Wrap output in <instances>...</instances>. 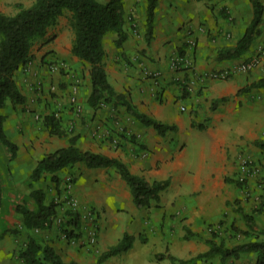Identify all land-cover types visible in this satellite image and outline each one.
Returning a JSON list of instances; mask_svg holds the SVG:
<instances>
[{"label": "crops", "instance_id": "crops-1", "mask_svg": "<svg viewBox=\"0 0 264 264\" xmlns=\"http://www.w3.org/2000/svg\"><path fill=\"white\" fill-rule=\"evenodd\" d=\"M124 1L126 41L118 48L116 32L104 36L108 78L117 91L127 93L139 111L164 124L175 125L176 129L162 135L121 107L114 111L109 107H91L89 72L85 63L71 52L73 34L67 38L62 30L53 42L34 50L35 63L30 70L27 67L16 72L18 84L25 91L26 106L8 101L2 109L6 115L5 130L19 146L17 156L10 160L8 150L0 142L2 177L4 169L8 175L11 173L8 179L13 181L12 186H17L18 168L28 167L30 178L44 154L68 146L70 137L75 136L81 149L118 158L132 173L149 181L170 180L158 202L140 207L129 183L114 166L75 164L73 192L82 206H92L98 212L101 252L115 245L124 233L133 236L128 250L101 264H179L167 257L169 254L184 260L196 257L191 264H241L246 258L248 264H256L253 252L228 258L218 253L209 259L197 257L210 250V240L233 247L256 239V230L264 228V214L251 207L252 200H261L263 187L252 183L250 195L248 188L237 184V176L245 174L247 167L243 163L249 156L264 160V84H259L264 79V56L254 69L236 70L226 78L200 74L233 68L257 54L264 45V15L260 33L247 52L226 59L220 58L219 52L235 47L247 30L254 14L251 0H158L151 41L146 39L147 0ZM33 3L34 0H0V12L15 15L18 4L30 7ZM189 38H195V46L189 45ZM48 48L56 50V56L66 61L65 70L51 72L47 63L35 61ZM176 50L185 53L194 70L171 69ZM47 58L50 61L52 55ZM145 66L159 69L161 75L147 77ZM50 82L56 84L52 94L47 92ZM75 83L79 84L81 114L70 102ZM185 84L192 91L186 90ZM53 112L59 113L64 136L50 135L46 130L45 118ZM110 125L115 130L120 125L130 136L124 135L115 145L116 140L108 136L114 133ZM14 190L18 191L17 196L22 194V189ZM16 200L9 198L14 205ZM247 215L254 221L251 236L244 233L250 228ZM216 222L224 226L223 231L214 234L208 226ZM51 238L64 259L81 264L91 260L96 264L94 254L88 257L86 248L68 246L59 232L53 231ZM19 241L9 233L0 237L4 264L18 251ZM162 253L166 257L159 259L158 254ZM22 263L23 260L18 262Z\"/></svg>", "mask_w": 264, "mask_h": 264}, {"label": "trees", "instance_id": "trees-1", "mask_svg": "<svg viewBox=\"0 0 264 264\" xmlns=\"http://www.w3.org/2000/svg\"><path fill=\"white\" fill-rule=\"evenodd\" d=\"M254 14L251 23L237 45L219 52L220 58L241 57L252 45L256 36L260 33V23L264 15V3L262 0H251ZM146 14V39L151 41L154 36L155 11L158 0H147ZM19 11L15 15L0 12V142L8 150L13 159L17 156L19 146L7 134L4 121L6 115L2 112L8 100L13 104H24L26 96L19 88L15 79V72L25 66L32 58V46L40 37L48 33L50 27L56 25L59 18L70 11L71 23L75 31V39L72 53L88 63L91 91L88 103L91 107H97L101 102L113 103L116 106H124L126 111L140 122L153 126L159 134H166L169 130H175V125L164 124L155 118L138 110L127 94L115 89L108 78L106 69V50L104 47V36L110 32H116L115 45L122 47L127 39L126 30V5L124 0H108L105 3L100 0H34L30 7L18 4ZM264 84V79L259 84ZM257 84V85H259ZM187 90V88L185 87ZM46 125L52 135L64 136L66 134L62 127L61 118L55 112L45 118ZM69 145L60 147L54 151L44 154L32 169L30 178L31 186L34 182L52 173V180L57 184L60 182L59 172L71 168L78 162H84L89 167L114 166L120 175L129 183L134 200L140 207H148L152 202H158L161 193L170 185L169 179L149 181L145 176L134 174L128 165L122 160L109 157L102 153L81 149L76 143V137H70ZM238 186L242 183L237 182ZM4 178L0 172V211L5 202ZM32 203V206L29 204ZM17 212L22 217V223L27 228H49L53 217L57 213L56 205L47 200V192L43 188L32 187L27 195L21 196L15 201ZM248 224L250 228L244 231L252 235L254 221L250 215ZM78 227L79 220H73ZM18 228H9L1 222L0 237L7 233L17 232ZM73 232L70 231V235ZM256 239L244 242L233 247L217 244L210 240L211 248L199 257H210L221 254L228 258L240 253L253 252L256 255V264H264V228L255 232ZM133 243V236L124 233L122 238L112 245L108 250L101 253L96 264H101L111 256L121 254L128 250ZM23 264H81L76 260L67 261L47 242L30 237L26 247L21 248L20 253ZM159 259L166 254H158ZM174 263H190L191 259H177L174 255H167Z\"/></svg>", "mask_w": 264, "mask_h": 264}, {"label": "rangeland", "instance_id": "rangeland-1", "mask_svg": "<svg viewBox=\"0 0 264 264\" xmlns=\"http://www.w3.org/2000/svg\"><path fill=\"white\" fill-rule=\"evenodd\" d=\"M107 1L108 0H100V2H102V3H105ZM71 15H72V13L70 11H66L65 14L59 18L56 25L49 28L48 33L45 36L40 37L37 40H35V42L32 46V50H31L32 58L25 66H22L21 68H27L28 67L27 70H30L32 68L31 65L34 62V55L36 56V53L34 54V50L37 48H40L46 44H50L51 42H53L58 37V35L60 34V32L62 30H64L67 38L73 34V42L72 43H74L75 31H74V28H73L72 23H71ZM134 23H136V22H134ZM72 47H73V44H72ZM262 47H264V45ZM55 51L56 50H54V49L48 48L44 53H42L43 55H42L41 59H35V61H38L39 63H42V64L47 63L49 70L51 72H61V71L65 70L68 67L66 61L63 59H59L58 56H56ZM71 52H72V50H71ZM174 53H175V55L172 58H174L177 54H182L180 52V50H176ZM51 55H52V58L50 61H48L47 56L49 57ZM251 58L248 57L247 60H249ZM80 60H82V59H80ZM243 61H245V60H243ZM84 63L86 65V69L89 72L88 63H86V62H84ZM54 67L56 69H54ZM183 68L184 67H181V66L177 67V68H174L171 66V69H173L175 71H180V70L182 71ZM143 71L146 74V76L150 77V78H157L158 76L161 75V71H159V69L149 68L147 66H145ZM16 72H15V79L17 81ZM25 82H26V80H25ZM17 84H18V81H17ZM18 86L21 89V91L23 92V94H25V91L20 87L19 84H18ZM184 87H186L187 90H189V92L192 91V89H189L188 84H185ZM55 90H56V84L54 85L53 83L50 82L48 90H47L48 94L55 93ZM119 92H122V91H119ZM123 93L127 94L126 92H123ZM8 101H10V100H8ZM31 104H32V102H30V105ZM24 105L26 106V103ZM30 107L31 106H29V108ZM97 107H103V108L109 107L112 111L118 110L119 107L123 108L124 110L126 109L124 106H120V105L116 106L113 103H105V102H101ZM118 113L120 114V111ZM113 119H115V118H113ZM106 126H107V124H106ZM110 128H111L110 131H113L114 133H108V136H109V138H112V140L113 139L116 140V141H113V143L115 145L119 144L117 142H119L120 139H122L124 135L130 136L129 132H126L125 129H122V127H120V125H118L119 129H117V130L113 129L111 125H110ZM46 130L50 133L47 125H46ZM50 135H52V134L50 133ZM103 135H106V133H104V130H103ZM142 147H143V145H142ZM250 164H253V165L256 164L255 166H257V164L260 165L261 171L257 172V173H253V170H252ZM74 166L75 165H73L71 168H68L66 170L59 172L60 182L57 185L52 180L53 174L47 173L45 178L41 179V181L39 180L40 182H34L33 185L31 186L30 185L31 184V178H29V176H28V167H25V168L22 167V168H18L20 173L17 174V180L15 181L18 185L12 186L13 181L11 182L8 179L9 178L8 176L11 175V173L8 175V172H5L4 169L2 170L3 175H4V180H5L6 195H5V204L3 205V207L0 211L1 222H2V224L4 223L5 226H7L9 228L10 227L12 229L18 228L17 232L9 233V235L16 238V240H17V238L20 239V241L17 243L18 244V247H17L18 251L15 250V252L8 259L7 264H18V262H22L23 259L20 256L21 248L26 247L27 243L29 242L30 237H34V236L36 237L37 236L36 240L47 242V243H49L55 247L54 239L51 238V234L53 231L59 232V234L62 235V239L64 240V242L67 243L68 246L72 244L76 248H80V249L86 248L85 251H87L88 257H90L91 253L94 254V256L96 257V258L94 257L96 259V262H93V263H97V259L99 258V256L102 253L101 247L99 244L100 224H99L98 212L92 206H82L80 199L74 194L73 187L75 185V180H76V174L73 171ZM12 171H13V169H12ZM240 176L241 175L237 176V181L238 182L240 181L242 183L240 186H242L245 190L248 188V191H246V192H248V194L251 193L250 187H251L252 183H255L256 186H260V187L262 186L263 190H264V163H262L260 161V159L254 160V159H252V157L249 156L248 157V174H242V176L244 177L243 181L240 179ZM251 180H253V182ZM32 187L43 188L47 192V200L49 202L50 201L53 202L56 205L57 213L53 217V221H52L51 226L49 228H38L37 229L36 227L35 228L25 227L22 223V217L17 212L15 205L13 204V202H9V198H11V197H15L16 199H20L21 196L27 195L29 193V191L32 189ZM6 188H8V189H6ZM14 188H18L19 190L22 189V190H20L21 191L20 193H22V194H19V196H17L18 191L17 190L15 191ZM15 193H17V195ZM14 195H16V196H14ZM250 195H248V198H251ZM259 197L261 198V200L259 202H258V200H255V199L252 200L251 207L253 210L264 214V193H262ZM74 200L77 201V206H73L72 201H74ZM32 205H33L32 203L29 204V206H32ZM87 211H91L94 214V216L96 214L97 218L95 217L94 219H91L90 217H85L84 214H87ZM7 218L11 219V220H7ZM75 218H78V220H79L80 225L78 227H75V225L73 223V220ZM94 223H96V228H97L96 238L94 240H91L89 230L93 228ZM223 226H224L223 223L216 222V223L210 224L208 226V229L211 232H213L214 234H216V232L223 231V229H222ZM70 231L73 232L72 235H70ZM21 240H23V241H21ZM25 242H26V245H24ZM222 243H225V242L222 241ZM227 243H228V241H227ZM108 249H106V250H108ZM195 258L192 259L190 261V263H187V264H191V262H193V260H195ZM197 258H199V256ZM206 259H209V257H207ZM67 261H71V260H67ZM90 261L85 260L84 262H82V264H92V262H90ZM3 262H6V261H5V259H3L2 255L0 253V264H4ZM241 264H248V258H246V260L241 261Z\"/></svg>", "mask_w": 264, "mask_h": 264}, {"label": "built area", "instance_id": "built-area-1", "mask_svg": "<svg viewBox=\"0 0 264 264\" xmlns=\"http://www.w3.org/2000/svg\"><path fill=\"white\" fill-rule=\"evenodd\" d=\"M188 43L190 46H195L196 41L195 38H189L188 39ZM264 56V47H262L261 49H259L258 53L255 54L250 60H246V61H242L239 64H236L235 66H233V68H227V69H223V70H210V71H206L204 73H201L200 75L202 77H211V78H226L228 77V75L232 74V72L236 71V70H240L243 72H247L249 70L254 69L255 67H257L258 65L261 64L262 61V57ZM191 61H189L188 57L185 55V53L182 54H177L174 58H172V63L171 66L174 68L177 67H184L185 69H187L188 67H191ZM54 69H56L54 67ZM192 70H194V67H191ZM78 83H75L72 86V91H71V95H70V102L74 105L76 112L78 114H80L82 112V104L79 100L78 97ZM191 86H189L190 88ZM182 108L184 109L185 107L182 106ZM55 114L57 116H59V113L55 112ZM262 163H264V160L262 161ZM244 166L247 167V169L245 170V174H248V160L244 161ZM251 168L253 170V173H257L261 171V166L257 164V166L250 164ZM240 179L243 181L244 177L241 175ZM73 206H77V201L74 200L72 201ZM85 217H90L91 219H94L95 217L97 218L96 214L94 216V214L91 211H87V214H84ZM38 229V228H37ZM90 231V237L91 240H94L96 238V223H94L93 228L89 230Z\"/></svg>", "mask_w": 264, "mask_h": 264}]
</instances>
